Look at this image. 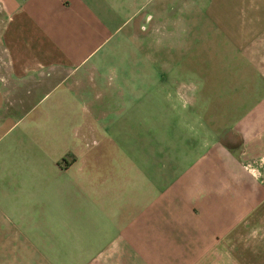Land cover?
Here are the masks:
<instances>
[{
	"label": "crops",
	"instance_id": "1",
	"mask_svg": "<svg viewBox=\"0 0 264 264\" xmlns=\"http://www.w3.org/2000/svg\"><path fill=\"white\" fill-rule=\"evenodd\" d=\"M0 17V264H264V0Z\"/></svg>",
	"mask_w": 264,
	"mask_h": 264
},
{
	"label": "rangeland",
	"instance_id": "2",
	"mask_svg": "<svg viewBox=\"0 0 264 264\" xmlns=\"http://www.w3.org/2000/svg\"><path fill=\"white\" fill-rule=\"evenodd\" d=\"M0 24H1V17H0ZM158 76V75H157ZM159 77V76H158ZM46 78L45 76H40L39 77V80H38V85L37 86H46L48 83H46ZM37 96H39V94L32 92V95H28L29 97V102H32L33 100H37ZM214 126H216L217 128H220V124H214ZM234 142H238L237 139H232ZM232 165L234 166V168H237L238 167V162L236 161V159H234L232 161Z\"/></svg>",
	"mask_w": 264,
	"mask_h": 264
}]
</instances>
